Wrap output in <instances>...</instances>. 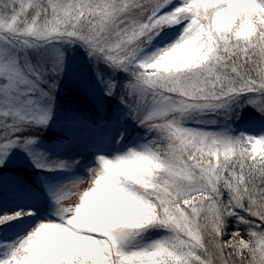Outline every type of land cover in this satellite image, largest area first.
<instances>
[{
    "label": "snow or ice",
    "instance_id": "6c2138e0",
    "mask_svg": "<svg viewBox=\"0 0 264 264\" xmlns=\"http://www.w3.org/2000/svg\"><path fill=\"white\" fill-rule=\"evenodd\" d=\"M73 45L142 130L89 161L33 150ZM17 148L63 176L0 206V264H264V0H0V168Z\"/></svg>",
    "mask_w": 264,
    "mask_h": 264
},
{
    "label": "rangeland",
    "instance_id": "374dc122",
    "mask_svg": "<svg viewBox=\"0 0 264 264\" xmlns=\"http://www.w3.org/2000/svg\"><path fill=\"white\" fill-rule=\"evenodd\" d=\"M64 53L65 67L56 93L53 118L46 130L39 131L40 139L33 150L47 153L49 159L89 161L98 150L114 151L112 138L120 131L126 129L132 139L142 135L141 129L120 118L122 109L118 102L103 96L84 50L73 45L66 47ZM120 94L118 88L117 97ZM258 116L254 109L246 106L239 110L233 126L237 131L255 134L260 131ZM30 167L35 168L27 153L13 149L6 165L0 168V206L30 207L37 203L38 197L46 194L45 185L49 181L63 176L61 173H41L35 168L37 172L27 177L22 171ZM28 181L42 188L35 190Z\"/></svg>",
    "mask_w": 264,
    "mask_h": 264
},
{
    "label": "trees",
    "instance_id": "16d2710c",
    "mask_svg": "<svg viewBox=\"0 0 264 264\" xmlns=\"http://www.w3.org/2000/svg\"><path fill=\"white\" fill-rule=\"evenodd\" d=\"M22 172H25L26 174L29 175V173H35V172H36V169L30 167V168H28L27 170H23ZM45 174H48V173H45ZM229 230H231V229H229Z\"/></svg>",
    "mask_w": 264,
    "mask_h": 264
}]
</instances>
